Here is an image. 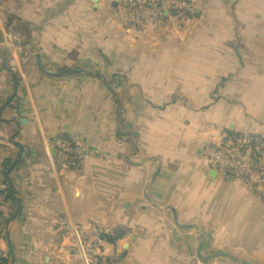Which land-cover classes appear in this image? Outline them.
I'll use <instances>...</instances> for the list:
<instances>
[{"label":"crops","instance_id":"1","mask_svg":"<svg viewBox=\"0 0 264 264\" xmlns=\"http://www.w3.org/2000/svg\"><path fill=\"white\" fill-rule=\"evenodd\" d=\"M199 1L161 40L122 26L117 0H0L46 67L84 71L45 76L0 46V193L11 160L17 198L0 205V264H63V228L97 219L127 230L128 264H189L201 233L204 256L264 264V203L205 156L228 133L264 140V0ZM59 136L86 147L81 169Z\"/></svg>","mask_w":264,"mask_h":264},{"label":"built area","instance_id":"2","mask_svg":"<svg viewBox=\"0 0 264 264\" xmlns=\"http://www.w3.org/2000/svg\"><path fill=\"white\" fill-rule=\"evenodd\" d=\"M118 22L138 31H152L165 40L173 32L184 28L185 23L196 16L199 0H117ZM7 43L15 48L17 37L5 34ZM63 157L64 165L73 170L81 169L89 159L86 147L63 137L52 142ZM208 164L226 179L233 180L248 192L257 195L264 203V140L243 133L226 134L220 140L205 146ZM1 178V177H0ZM0 196V205L4 203ZM63 228V264H128L121 253H110L103 240L111 234L101 219L87 226L72 223ZM189 264H204L196 259Z\"/></svg>","mask_w":264,"mask_h":264},{"label":"water","instance_id":"3","mask_svg":"<svg viewBox=\"0 0 264 264\" xmlns=\"http://www.w3.org/2000/svg\"><path fill=\"white\" fill-rule=\"evenodd\" d=\"M92 1L95 2L96 4H98L100 2V0H92ZM14 46L25 47L27 50H29L35 56V59H36V62H37L39 69L47 76L59 77L62 75H68L70 73L72 74V73H83L84 72L83 70L61 71V72L49 71L45 68L39 53L31 45H28L26 43L16 42ZM230 129H231V127H230ZM216 173H218V172L216 171ZM228 180L234 181L233 178H229ZM204 245H205V236L203 233H201V245L199 246V249L197 252V257H198V259H200L202 261H210V260L215 259V258L224 257V258H231L235 262H239V263L241 262L243 264H253L252 262H249V261H240L234 255H232L228 252H222V253L211 255V256H204L202 253ZM125 250H126V248L124 249V251Z\"/></svg>","mask_w":264,"mask_h":264},{"label":"trees","instance_id":"4","mask_svg":"<svg viewBox=\"0 0 264 264\" xmlns=\"http://www.w3.org/2000/svg\"><path fill=\"white\" fill-rule=\"evenodd\" d=\"M1 110V108H0ZM65 138V137H63ZM67 139V138H65ZM15 163L11 160H7L4 164H3V167H4V170H3V180L6 185V190L3 191L2 193L0 194H3L5 197H4V200L5 201H13V202H17V198H16V192L14 191V189L12 188L11 184L8 183V175L9 173L13 170V167H14ZM128 235V232L125 228H117L115 230L112 231L111 234L107 235V236H104L103 237V240H105L108 244L112 245V246H115L119 241L125 239ZM121 257L122 258H125L126 257V252H122L121 253Z\"/></svg>","mask_w":264,"mask_h":264},{"label":"rangeland","instance_id":"5","mask_svg":"<svg viewBox=\"0 0 264 264\" xmlns=\"http://www.w3.org/2000/svg\"><path fill=\"white\" fill-rule=\"evenodd\" d=\"M55 8H57L56 10H58L59 11V6L58 5H56V7ZM0 9H1V5H0ZM13 24H16L17 25V27H19V22L14 18V16L12 17L11 15H4V16H2L1 15V11H0V46H5L4 48H7L6 46H8V44H7V41H5V34L7 33V34H11L12 36H14L15 34L13 33V31H10L11 30V27H12V25ZM9 25V26H8ZM22 27H25V26H22ZM17 37V36H16ZM18 39V38H17ZM19 40V39H18ZM17 40V41H18ZM29 51V50H28ZM30 56H31V58H33V61H34V68L36 69V70H39L38 71V73H40V74H44L40 69H39V67H38V65H37V62H36V59H35V56L30 52ZM45 66V65H44ZM46 67V66H45ZM46 69L47 70H49V71H62V69L63 68H50V67H46ZM45 75V74H44ZM46 76V75H45ZM60 137V136H59ZM55 139V138H54ZM53 139V140H54ZM53 140H52V142H53ZM51 142V143H52ZM105 247H106V249H107V251L108 252H110V253H113V251H114V248H113V246L112 245H110V244H107V245H105Z\"/></svg>","mask_w":264,"mask_h":264},{"label":"bare ground","instance_id":"6","mask_svg":"<svg viewBox=\"0 0 264 264\" xmlns=\"http://www.w3.org/2000/svg\"><path fill=\"white\" fill-rule=\"evenodd\" d=\"M6 35L8 36V34L6 33ZM9 35H10V33H9Z\"/></svg>","mask_w":264,"mask_h":264}]
</instances>
